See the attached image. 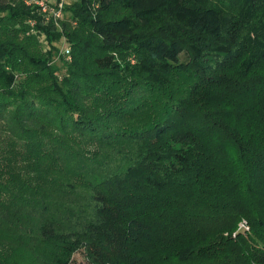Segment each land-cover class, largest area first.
Here are the masks:
<instances>
[{"label":"trees","instance_id":"trees-1","mask_svg":"<svg viewBox=\"0 0 264 264\" xmlns=\"http://www.w3.org/2000/svg\"><path fill=\"white\" fill-rule=\"evenodd\" d=\"M37 1L0 0V264H264V0Z\"/></svg>","mask_w":264,"mask_h":264},{"label":"rangeland","instance_id":"rangeland-1","mask_svg":"<svg viewBox=\"0 0 264 264\" xmlns=\"http://www.w3.org/2000/svg\"><path fill=\"white\" fill-rule=\"evenodd\" d=\"M75 1V0H74ZM49 2H51V3H53L54 1L53 0H49ZM72 2V0H65V3H67V5H69L70 3ZM95 6H96V4H94ZM96 8V7H95ZM62 16V15H61ZM60 16V17H61ZM56 46H58V47H60V49H61V53L62 54H66L67 52H66V50H69V48H68V46H67V44L66 43H64L63 41H59V42H57L56 43ZM67 56H66V60L67 61H70V59H71V54H66ZM185 59V57H184V55H182L181 56V60H184ZM58 63H60V62H58ZM243 222H246V221H241L240 222V224L241 223H243ZM239 224V229H240V225ZM247 224V223H246ZM72 264H86V258H85V255H84V252H83V250H80V251H78L77 253H75V255H74V257H73V262H72Z\"/></svg>","mask_w":264,"mask_h":264},{"label":"built area","instance_id":"built-area-1","mask_svg":"<svg viewBox=\"0 0 264 264\" xmlns=\"http://www.w3.org/2000/svg\"><path fill=\"white\" fill-rule=\"evenodd\" d=\"M65 3V0H58L57 9H50L47 7V5L45 4L44 1H37V4H39L42 8L43 12H49L50 14H52L54 17L59 18L61 16V9L63 7V4ZM66 52L68 53V50H66ZM240 229L243 231H248L249 228L246 224V222H243L240 224Z\"/></svg>","mask_w":264,"mask_h":264}]
</instances>
